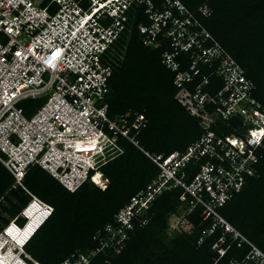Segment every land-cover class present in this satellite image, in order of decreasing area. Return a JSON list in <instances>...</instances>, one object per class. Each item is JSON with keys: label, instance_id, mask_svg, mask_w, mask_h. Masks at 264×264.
<instances>
[{"label": "built area", "instance_id": "2783aa9c", "mask_svg": "<svg viewBox=\"0 0 264 264\" xmlns=\"http://www.w3.org/2000/svg\"><path fill=\"white\" fill-rule=\"evenodd\" d=\"M142 2L0 0V164L12 176L14 187H21L47 215L53 208L23 184L32 166L69 192L88 179L102 187L100 168L120 153L118 140L122 137L159 169L157 178L117 211L116 225L107 224L103 235L101 231L94 234L97 249L62 264H88L108 247L118 252L130 239L132 221L140 218V226L145 224L150 202L173 188L183 190L181 202L190 196L185 216L199 205L204 220L212 216L224 233L231 234V242L251 248L242 262L231 264H264V254L215 210L239 192L248 178L258 177L256 166L264 157V106L253 96L255 86L244 69L179 0H162L159 7L154 0H145L150 23H140L137 29L144 45L164 46L162 63L174 74L175 99L199 119L200 139L184 152L150 155L134 140L141 116L131 125L129 114L114 120L107 116L112 45L130 28L127 12ZM198 12L206 17L209 8L202 5ZM180 56L185 57L186 68L181 67ZM205 69L208 74L203 73ZM211 77L216 79L213 93L206 89ZM193 83L190 91L187 85ZM38 98L44 103L30 118L25 117L20 104ZM218 123L231 133L217 134ZM190 163L198 171L188 182L184 169ZM202 241L200 238L199 243ZM223 243L225 237L221 236L216 248L213 246L219 257L230 245L223 249Z\"/></svg>", "mask_w": 264, "mask_h": 264}, {"label": "trees", "instance_id": "16d2710c", "mask_svg": "<svg viewBox=\"0 0 264 264\" xmlns=\"http://www.w3.org/2000/svg\"><path fill=\"white\" fill-rule=\"evenodd\" d=\"M135 5L127 16V27L113 43L110 55L112 75L108 80L106 97L107 116L114 120L129 114L128 125L141 116V126L134 140L150 155L167 156L184 152L200 139L203 131L199 119L191 116L175 99L178 88L173 84L174 74L162 63L164 46L154 49L144 45L137 26L148 25L145 0ZM162 0H154L159 7ZM193 13L205 29L244 69L246 77L254 83L253 96L264 106V0H179ZM206 5L209 14L203 17L198 8ZM182 68L188 65L180 56ZM209 70H203L208 74ZM196 78L194 83H197ZM207 91L213 93L216 79L210 78ZM187 85L193 91V85ZM39 101L29 111L20 104L25 117L30 118L44 103ZM29 101V100H27ZM22 105V106H21ZM127 120V119H126ZM217 134L229 135L231 130L218 123ZM134 130L129 132L130 136ZM120 153L100 168L104 186L86 182L73 192L67 191L56 180L38 167H31L23 184L38 199L53 208L52 215L24 246L40 264H62L75 260L78 254L88 255L98 248L93 239L97 231L114 224L117 211L130 198L157 178L159 169L127 139L119 137ZM258 177L248 178L243 188L233 193L230 200L216 213L232 228L264 254V157L256 166ZM188 182L197 173L192 163L184 169ZM42 187L48 195L42 194ZM181 188L159 194L150 206L148 220L140 226V218L132 221L128 230L130 239L117 252L113 248L98 251L88 264H231L242 262L250 247L231 242V234L209 216L204 220V209L196 206L185 216L189 229L185 233L168 235V217L188 211L190 196L181 202ZM30 196L21 187H14L12 176L0 164V230L27 205ZM2 213L7 216L1 218ZM22 225L24 220L17 218ZM214 231L208 234L210 228ZM179 232V231H178ZM225 237L219 257L213 246ZM203 241L199 243V239ZM249 264H253L250 262Z\"/></svg>", "mask_w": 264, "mask_h": 264}, {"label": "clouds", "instance_id": "9594fccd", "mask_svg": "<svg viewBox=\"0 0 264 264\" xmlns=\"http://www.w3.org/2000/svg\"><path fill=\"white\" fill-rule=\"evenodd\" d=\"M133 8V7H132ZM177 94V93H176ZM176 96V95H175ZM33 167V166H32ZM34 167H37V166H34ZM31 168V167H30ZM29 168V169H30ZM28 169V170H29ZM45 172V171H44ZM101 172V171H100ZM102 174V173H101ZM86 182H91L89 179L86 181ZM85 182V183H86ZM84 184V183H83ZM82 184V185H83ZM81 185V186H82ZM95 185V184H94ZM97 186V185H96ZM99 187V186H98ZM102 188V187H101ZM77 190V189H76ZM159 195V194H158ZM157 195V196H158ZM34 196V195H33ZM156 196V197H157ZM36 197V196H34ZM156 197L150 202V206L151 204L153 203V201L156 199ZM37 198V197H36ZM38 199V198H37ZM40 200V199H38ZM42 201V200H40ZM43 202V201H42ZM45 203V202H44ZM31 205L32 202H31V198L29 200V202L27 203V205L20 211L19 215L12 219L6 226H4L1 230H0V251L3 252V254H7V251L8 249H11V259L15 258L16 257V260L19 262H13V264H40L39 262H37L34 258H32L28 253H26L24 251V246L26 245V243L31 239V237L36 233V231L44 224V222L52 215H47L44 213L43 211V207L41 205H37L41 210V215L44 216L43 220L40 222V224L36 227L35 231L29 236V238L22 244V245H18L16 244L15 242H13L12 240H10L8 237H7V229L10 225H13L15 228L19 229L20 228H24L26 226V224L28 223L29 219L26 217L25 215V210H27L28 208V205ZM47 204V203H46ZM29 205V206H30ZM48 205V204H47ZM50 206V205H49ZM150 209V208H149ZM149 211V210H148ZM148 211L145 213L146 215V220H148ZM53 213V211H52ZM174 215V214H173ZM21 218L24 220V223L22 225L18 224L17 223V218ZM225 253V252H224ZM224 255V254H223ZM222 255V256H223ZM221 256V257H222Z\"/></svg>", "mask_w": 264, "mask_h": 264}, {"label": "bare ground", "instance_id": "6f19581e", "mask_svg": "<svg viewBox=\"0 0 264 264\" xmlns=\"http://www.w3.org/2000/svg\"><path fill=\"white\" fill-rule=\"evenodd\" d=\"M42 210L37 206L36 202H33L27 210H25V215L29 219L26 226L17 229L13 225H10L7 229V237L18 245H22L29 236L35 231L36 227L43 220L44 216L40 215ZM11 249H8L7 254H3L0 251V264H13V262H18L16 257L11 259ZM19 263V262H18Z\"/></svg>", "mask_w": 264, "mask_h": 264}, {"label": "rangeland", "instance_id": "374dc122", "mask_svg": "<svg viewBox=\"0 0 264 264\" xmlns=\"http://www.w3.org/2000/svg\"><path fill=\"white\" fill-rule=\"evenodd\" d=\"M38 99H42V98H38ZM23 104H24V107L26 109H28L29 111L30 110L33 111V110H35L37 104H39V101L38 100H29V101H25ZM36 188L42 194L48 195L47 191L44 190L42 187L36 186ZM184 217H185V211H179V215L171 214L168 217V231H167V233H169L168 235H175L176 233L180 234V233H185L186 231H188L189 227L186 224ZM170 225H172V226L170 227ZM214 248H216V246H214Z\"/></svg>", "mask_w": 264, "mask_h": 264}, {"label": "crops", "instance_id": "0c3cea01", "mask_svg": "<svg viewBox=\"0 0 264 264\" xmlns=\"http://www.w3.org/2000/svg\"><path fill=\"white\" fill-rule=\"evenodd\" d=\"M6 170V169H5ZM7 171V170H6ZM8 172V171H7ZM40 215H41V213H40ZM1 218H4V219H6L7 218V216H4V214L2 213V215H1Z\"/></svg>", "mask_w": 264, "mask_h": 264}, {"label": "snow or ice", "instance_id": "6c2138e0", "mask_svg": "<svg viewBox=\"0 0 264 264\" xmlns=\"http://www.w3.org/2000/svg\"><path fill=\"white\" fill-rule=\"evenodd\" d=\"M252 135H253V136H255V135H256V133H253ZM233 143H236V141H233Z\"/></svg>", "mask_w": 264, "mask_h": 264}]
</instances>
